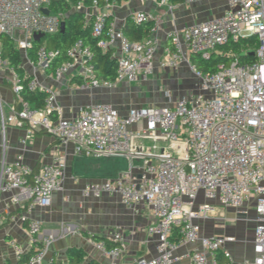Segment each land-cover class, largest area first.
Returning a JSON list of instances; mask_svg holds the SVG:
<instances>
[{"label": "built area", "instance_id": "1", "mask_svg": "<svg viewBox=\"0 0 264 264\" xmlns=\"http://www.w3.org/2000/svg\"><path fill=\"white\" fill-rule=\"evenodd\" d=\"M55 1L59 0H0V33L12 40L22 60L34 69L51 70L57 81L78 76L92 87L147 80L160 43L155 33L161 19L134 12L132 23L152 20L153 28L148 37L131 40L109 19L108 10L115 4L108 0H103L102 7L97 0L89 6L78 1L73 8L82 10L86 20L93 17L91 34L98 38L97 46L112 51L116 59L113 82L96 78L93 52L79 38L57 65L53 62L58 53L44 45L36 50V60L30 61L28 50L35 34L44 37L61 31L64 15L49 9ZM226 2L229 10L224 14L167 33L158 65L174 69L187 63L197 80L195 89L176 100L166 91L169 104L132 107L124 114L105 103L80 106L75 115L65 117L54 93L47 95L43 108H34L21 98L23 76L3 56L0 45V67L7 68L6 79L20 102L7 116L1 111L3 131L7 124L26 127L30 133L44 131L72 145L77 155L125 156L131 161L128 169L113 177L86 182L81 193L86 198L115 193L133 211L144 203L151 206L157 221L147 231L156 236L157 255L140 258L137 264H176L181 257L175 251L187 245L192 246L189 264H264V0ZM251 40L256 49L248 47ZM239 44H244L242 54L254 53L253 61L240 60L234 51ZM192 54L204 61L219 59L215 70L196 68ZM37 79L31 78L28 89L47 92ZM65 166L64 158L53 154L50 162L34 170L18 155L0 166V194L12 192L11 203L25 205L28 212L35 206H49L53 193L63 190ZM133 168L139 170L138 177L132 176ZM219 207L232 209L236 219L246 222L251 220L248 208L253 209L252 259L234 260L226 248L237 241L234 235L202 233L205 221L227 220ZM42 226L38 219L29 221V234L39 235ZM175 229L177 240L173 239ZM111 240L112 248L102 247L116 264L125 240L119 231ZM49 244L46 238L23 264H49L45 260ZM14 250L18 259L24 253L17 245Z\"/></svg>", "mask_w": 264, "mask_h": 264}, {"label": "crops", "instance_id": "2", "mask_svg": "<svg viewBox=\"0 0 264 264\" xmlns=\"http://www.w3.org/2000/svg\"><path fill=\"white\" fill-rule=\"evenodd\" d=\"M174 8L171 10L170 6ZM229 10L226 0H168L167 4L159 0H125L116 4L109 12V19L118 28H123L131 15L136 11L149 13L152 19L160 18L161 24L156 31L159 46L152 63L151 73L147 80L134 83L117 82L111 86H88L78 76H67L59 81L53 79L51 70L34 69L27 61L22 60V73L36 76L47 94L54 93L57 102L63 109L65 117L76 114L80 106L93 104H111L122 114L132 107L151 105L164 106L168 100L161 97L152 98L156 81L162 79H196L187 63L182 62L174 69L160 68L158 61L163 56V46L168 42L167 33L173 29H182L192 24L220 16ZM8 70L0 67V166L3 162L11 163L18 155L26 164L38 170L50 162L53 154L61 155L66 163L63 176V190L53 193L49 206H35L27 211L25 205L11 203L12 192L0 194V264H18L14 245L23 252L36 251L46 238L50 244L45 256L49 264H67L66 250L69 247L81 248L85 260H95L97 264H112V258L102 247V242L95 241L93 236L111 239L119 231L125 240V250L116 259V264H137L140 258L152 259L157 255L156 236L149 234L148 226L156 223V217L150 205L144 203L133 211L125 206L115 193H104L99 197L86 198L81 190L88 181H103L128 169L131 161L125 156L77 155L72 145H65L44 131L30 133L26 127L7 124L1 129V111L4 116L11 114L16 107L17 97L6 79ZM152 86V87H151ZM178 98V97H177ZM177 98H173L176 100ZM17 108V107H16ZM136 127V126H134ZM139 161L134 163L137 165ZM139 170L132 169V176L138 177ZM202 200V196L199 197ZM227 209V208H226ZM250 221L236 220L237 229L217 228L214 221H205L202 233L229 234L237 239L226 245L236 262L252 259L254 252L255 213L248 208ZM226 219H233L232 209H218ZM15 218L12 220L11 218ZM25 217V220H21ZM38 219L43 223L39 235H30L28 222ZM225 225V221H220ZM227 226V225H225ZM192 246H182L174 255L181 257L176 264H189L188 253Z\"/></svg>", "mask_w": 264, "mask_h": 264}, {"label": "trees", "instance_id": "3", "mask_svg": "<svg viewBox=\"0 0 264 264\" xmlns=\"http://www.w3.org/2000/svg\"><path fill=\"white\" fill-rule=\"evenodd\" d=\"M81 1L85 6H89L93 0H59L52 2L49 9L54 12H61L64 15L65 28L64 31H59L55 34H47L38 42H34L30 50H28V59L32 62L36 60V50L44 45L47 49L56 51L58 54L53 62V65L64 61L66 59L67 48L76 40L82 39L88 45L92 52L93 57L91 62L94 65L96 78L101 81L113 82L116 75V59L112 56L111 50L103 51L97 46V37L92 36L91 28L93 17L86 20L85 14L82 10L74 9L73 6ZM100 7L104 5L103 0H97ZM125 0H108L111 4H121ZM153 28V21L148 20L141 24H134L129 19L123 31L131 40H142L151 34ZM252 41V40H251ZM0 45L2 47L3 56L7 59L10 65L14 66L16 70L23 76L22 83L24 90L21 93V98L27 101L34 108H43L47 99V92L41 89H28L27 84L31 80L30 75L23 74L22 71V56L20 51L13 45L10 38L0 33ZM191 62L196 68L203 71H214L215 64L219 59L212 61H204L196 55L190 56ZM241 61H253L254 57L250 54L240 55ZM20 105L19 100L16 101V107ZM177 230H174L173 239L177 240ZM95 241L102 242L107 249L114 246L111 239L93 236ZM35 251L24 252L18 259V264H23L28 261L29 257ZM67 264H97L95 260H85V252L81 248L69 247L66 250ZM221 261L222 258H219ZM54 264V263H51Z\"/></svg>", "mask_w": 264, "mask_h": 264}, {"label": "rangeland", "instance_id": "4", "mask_svg": "<svg viewBox=\"0 0 264 264\" xmlns=\"http://www.w3.org/2000/svg\"><path fill=\"white\" fill-rule=\"evenodd\" d=\"M249 46V48L251 49H256L257 48V44L255 41H248L247 43ZM244 44H239L237 47H234V51L237 54H242V50H243ZM156 81L155 85V89L154 91H152L151 95L152 98L154 97H163L165 100H168V97L166 96L165 92L166 91H170L171 93V97L173 98H177L181 95H187L189 93H191L195 87H196V83L197 80L196 79H168V81L164 84L162 83V79H154ZM152 87V86H151ZM219 209H223L225 212H227L226 208L223 207H219ZM238 219H236L233 216V219H227L225 221V226L224 224H221L222 222H220L219 220L214 221V225L217 228H226V227H230V229H237V227L240 225V223L238 224V222L236 221Z\"/></svg>", "mask_w": 264, "mask_h": 264}, {"label": "water", "instance_id": "5", "mask_svg": "<svg viewBox=\"0 0 264 264\" xmlns=\"http://www.w3.org/2000/svg\"><path fill=\"white\" fill-rule=\"evenodd\" d=\"M43 12L46 13V14L49 13V11H48L47 8H43ZM64 28H65V22L62 21V22H61V25H60V30H61V31H64ZM42 37H43V34H35V35L33 36L35 42H38ZM250 55L253 56L254 53L251 52Z\"/></svg>", "mask_w": 264, "mask_h": 264}]
</instances>
